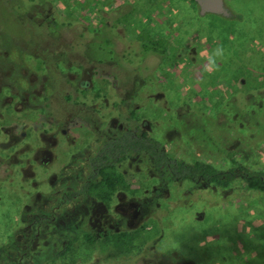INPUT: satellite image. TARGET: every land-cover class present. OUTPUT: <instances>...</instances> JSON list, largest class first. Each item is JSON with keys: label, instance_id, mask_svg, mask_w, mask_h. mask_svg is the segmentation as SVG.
<instances>
[{"label": "rangeland", "instance_id": "374dc122", "mask_svg": "<svg viewBox=\"0 0 264 264\" xmlns=\"http://www.w3.org/2000/svg\"><path fill=\"white\" fill-rule=\"evenodd\" d=\"M224 3L229 17L200 16L191 0H0V128L37 115L76 125L94 108L65 100L87 91L170 156L264 173V0ZM146 36L165 40L163 56L143 52ZM44 98L53 107L41 113ZM122 168L125 199L140 207L124 228L135 253L125 246L104 264H264L263 193L236 182L188 186L189 198L167 189L156 200L145 157ZM6 180L0 244L21 212Z\"/></svg>", "mask_w": 264, "mask_h": 264}, {"label": "flooded vegetation", "instance_id": "af4514ba", "mask_svg": "<svg viewBox=\"0 0 264 264\" xmlns=\"http://www.w3.org/2000/svg\"><path fill=\"white\" fill-rule=\"evenodd\" d=\"M68 99L85 112L93 107L96 116L74 117L76 125L60 116L10 117L9 127L0 128V182L15 184L12 197L21 211L6 226L0 264H104V257L113 263L124 256L125 246L135 253L124 228L135 224L140 207L125 199L122 166L136 156L125 161L106 154L125 132L144 131L131 119L127 127L120 123L115 109L87 91ZM42 103L41 113L53 107L46 98Z\"/></svg>", "mask_w": 264, "mask_h": 264}, {"label": "trees", "instance_id": "16d2710c", "mask_svg": "<svg viewBox=\"0 0 264 264\" xmlns=\"http://www.w3.org/2000/svg\"><path fill=\"white\" fill-rule=\"evenodd\" d=\"M165 45V40L159 36H146L142 48L145 52L163 56L166 51ZM106 155L107 158H115L119 155V158L125 161L138 155L145 157L158 177V186L154 195L157 199L163 197L165 194L163 192L167 189H176V195L181 196L188 186L197 188L214 186L223 189L236 182H241L245 191L264 194V173L250 171L238 163L225 170L200 160L187 163L170 156L163 144L148 137L144 132H125L123 138L116 140ZM185 192L188 193L189 198L193 190L190 193L189 190Z\"/></svg>", "mask_w": 264, "mask_h": 264}, {"label": "water", "instance_id": "95a60500", "mask_svg": "<svg viewBox=\"0 0 264 264\" xmlns=\"http://www.w3.org/2000/svg\"><path fill=\"white\" fill-rule=\"evenodd\" d=\"M199 8V15L205 16L213 14L223 17H229L230 11L225 7L224 0H194Z\"/></svg>", "mask_w": 264, "mask_h": 264}]
</instances>
